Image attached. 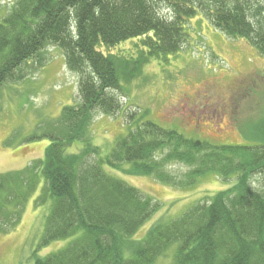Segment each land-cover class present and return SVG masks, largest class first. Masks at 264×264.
Listing matches in <instances>:
<instances>
[{"label": "trees", "instance_id": "trees-1", "mask_svg": "<svg viewBox=\"0 0 264 264\" xmlns=\"http://www.w3.org/2000/svg\"><path fill=\"white\" fill-rule=\"evenodd\" d=\"M196 16L264 54V0H14L0 16V87L25 79L26 63L43 67L49 46L62 50L78 76V97L55 118L43 162L27 172H0V211L5 201L14 206L5 219L0 214V230L15 227L38 193L34 202L50 207L41 244L74 237L56 252L37 255L34 264H155L173 245L177 264H264V137L216 144L162 126L148 113L124 111L125 85L143 76L150 58L183 50L188 21ZM131 39L144 48L136 58L100 50ZM98 112L123 113L119 123L127 128L106 155L90 134ZM257 127L264 136V123ZM174 162L191 166L186 182L176 180ZM104 164L180 186L210 172L226 178L234 172L237 182L136 238L159 202Z\"/></svg>", "mask_w": 264, "mask_h": 264}, {"label": "rangeland", "instance_id": "rangeland-1", "mask_svg": "<svg viewBox=\"0 0 264 264\" xmlns=\"http://www.w3.org/2000/svg\"><path fill=\"white\" fill-rule=\"evenodd\" d=\"M13 2L0 0V16L5 15ZM187 31L188 42L183 50L158 59L150 58L143 65V76L125 85L127 110L124 111L148 113L151 120L162 126L216 144L261 141L264 136L258 130L263 129V124L257 126L264 123V54L243 38L225 34L201 16L188 21ZM143 49L138 39L117 47L100 46L106 54L134 58ZM47 50L49 60L43 67H35V62L26 63L25 79L6 82L0 87L1 173L27 172L28 167L42 163L51 141L46 135L55 125V118L64 105L72 104L78 97V76L65 65L62 50L54 46ZM109 117L96 113L90 127L92 141L101 148L102 155L111 151L120 132L127 131L120 124L123 113ZM130 121L128 118L127 122ZM104 168L159 202L158 210L136 232V238L145 237L154 224L182 215L198 201H210L219 190L237 182L234 172L232 178L210 172L191 185L180 186L154 176L116 171L106 164ZM190 168L183 162L170 164L178 181L186 182ZM253 183L260 185L256 179ZM37 194L28 199L15 227L0 230V264H34L37 255L56 252L74 238L41 244L50 207L37 205L34 202ZM4 203L0 214L5 219L14 211V206ZM176 250L177 246L173 245L155 264H177Z\"/></svg>", "mask_w": 264, "mask_h": 264}]
</instances>
